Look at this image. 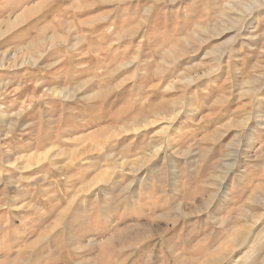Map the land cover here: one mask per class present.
Segmentation results:
<instances>
[{
    "label": "rangeland",
    "instance_id": "obj_1",
    "mask_svg": "<svg viewBox=\"0 0 264 264\" xmlns=\"http://www.w3.org/2000/svg\"><path fill=\"white\" fill-rule=\"evenodd\" d=\"M263 205L264 0H0V264H264Z\"/></svg>",
    "mask_w": 264,
    "mask_h": 264
},
{
    "label": "bare ground",
    "instance_id": "obj_2",
    "mask_svg": "<svg viewBox=\"0 0 264 264\" xmlns=\"http://www.w3.org/2000/svg\"><path fill=\"white\" fill-rule=\"evenodd\" d=\"M239 6V5H238ZM244 6V5H243ZM256 7V1H251L250 2V4L249 5H246V6H244L243 8H240L239 9V14H238V16H237V18L234 20H231L230 21V23L231 22H233L234 23V25L232 26V29H235L236 28V26L238 25V24H241V21H242V19H243V15L244 14H246L247 12H249L250 13V11L251 10H253V8H255ZM228 8H229V10L230 11H235L236 10V8H235V6H234V3L232 4L231 2L228 4ZM248 14V13H247ZM227 18V17H226ZM228 21H229V19H227ZM246 22V21H245ZM230 23L228 24V25H230ZM240 26V25H239ZM246 27V26H245ZM244 28V27H243ZM242 28V29H243ZM239 33V32H238ZM241 35H242V33H241ZM251 82V81H250ZM254 86V85H253ZM253 94V93H252ZM155 113V112H154ZM157 113V112H156ZM162 119V118H161ZM164 119V118H163ZM141 121V120H140ZM146 121V120H145ZM138 122V121H137ZM147 122V121H146ZM245 122V121H244ZM12 123V122H11ZM140 123V122H139ZM141 123H142V121H141ZM150 123V122H149ZM14 124V123H13ZM143 124V123H142ZM145 124V123H144ZM146 125V124H145ZM154 153H156V152H154ZM27 161V160H26ZM237 164V163H236ZM230 166V165H229ZM224 167H226V166H224ZM222 185V184H221ZM217 188V187H216ZM213 196V195H212ZM218 196V195H217ZM214 199V198H213ZM257 199V198H256ZM260 199V198H259ZM262 202V201H261ZM252 203V202H251ZM210 204V203H209ZM262 204V203H261ZM180 206V205H179ZM263 207H264V205H263ZM255 209V208H254ZM245 210V209H244ZM182 211V210H181ZM185 213V212H184ZM182 214V213H181ZM185 215V214H184ZM243 215V214H242ZM183 216V215H182ZM182 216H181V218H182ZM250 216V215H249ZM259 217V216H258ZM185 218V217H184ZM252 218H253V216H252ZM222 219V218H221ZM224 219V218H223ZM229 219V218H228ZM223 221V220H222ZM216 222H218V221H216ZM230 223V222H229ZM228 223V224H229ZM233 223V222H232ZM227 224V223H226ZM249 224V223H248ZM233 226V225H232ZM246 226V225H245ZM147 227V226H146ZM150 227V226H149ZM157 227V226H156ZM243 227V226H242ZM158 228V227H157ZM232 228V227H231ZM162 230V229H161ZM244 230V229H243ZM243 230H241V231H243ZM137 232V231H136ZM240 233V232H239ZM245 233V232H244ZM242 234V233H241ZM133 235H135V234H133ZM244 235V234H243ZM240 236V235H239ZM147 237V236H146ZM242 237V236H241ZM149 238V237H148ZM243 239V238H242ZM244 239H245V237H244ZM146 240V239H145ZM230 240V239H229ZM143 241V240H142ZM234 241L236 242V243H238L239 241H240V238L239 237H236V238H234ZM142 243V242H141ZM148 243V242H147ZM228 243V242H227ZM226 243V244H227ZM241 244V243H240ZM130 245V244H129ZM133 245V244H132ZM227 245H229V244H227ZM131 246V245H130ZM239 246V245H238ZM133 247V246H132ZM237 247V246H236ZM240 247V246H239ZM122 248H124V247H122ZM129 248V247H128ZM224 248H226V247H224ZM224 248H223V250H224ZM228 250H229V247L227 248ZM216 250H217V248H216ZM218 251V250H217ZM216 251V252H217ZM219 254L221 253V252H218ZM219 254H217V255H219ZM228 254H225L222 258H224L225 256H227ZM219 257V256H218ZM234 257V256H233ZM221 258V259H222ZM228 258V257H227ZM221 259H219V260H221ZM234 259V258H233ZM215 260V259H214ZM218 260V259H217ZM227 261V260H226ZM244 261V260H243ZM229 262V261H228ZM244 262H247V261H244ZM210 264H217L216 263V261H212V262H210ZM223 264V263H222Z\"/></svg>",
    "mask_w": 264,
    "mask_h": 264
}]
</instances>
